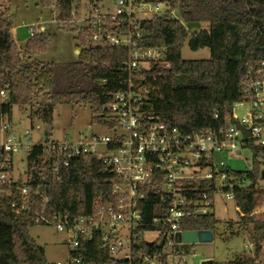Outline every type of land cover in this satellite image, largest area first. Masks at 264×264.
Here are the masks:
<instances>
[{"label":"trees","instance_id":"obj_1","mask_svg":"<svg viewBox=\"0 0 264 264\" xmlns=\"http://www.w3.org/2000/svg\"><path fill=\"white\" fill-rule=\"evenodd\" d=\"M79 2L40 0L44 9L55 11L63 28L71 22L73 10L81 15ZM165 3L169 8L166 19L142 23L140 27L141 48L165 50L169 63L167 69L154 65L141 73L149 91L151 116L184 135L222 129L243 100V83L249 70L264 62V0H165ZM90 4L94 2L91 0ZM9 13L0 11V134L14 107L22 113L37 107L33 115L50 125L58 105L88 107L92 124L107 125V106L117 95L128 91L127 51L92 46L90 30H86L84 34H76L80 52L77 63H32L14 42ZM173 13H178L181 21L175 20ZM187 24H200L201 29L190 35ZM204 25L206 30L202 28ZM189 38L192 51L209 50L208 60H183L182 51ZM47 47V37L39 33L31 37L29 54L44 53ZM42 98L47 104L40 103ZM49 142L32 145L27 151L25 182L15 180L0 188V228L11 229V264H48L45 250L29 234L36 226H47L44 220L93 217L99 206L113 201L115 179L99 159L81 157L69 161L65 167L63 157L53 154ZM246 149L255 155L254 169L228 175L251 182L249 188H241L233 181L231 193L239 227L248 235L255 251L228 264H264V212H261L264 189L257 186L261 178L258 163L261 150L252 145ZM45 150H49L47 156H43ZM192 189L197 200L208 195L212 202L210 209L214 211L216 181L197 183ZM144 192L146 199L139 208L143 223L137 230L133 254L139 262L141 257L156 258L168 253L162 259V264H167L169 251L164 246L165 239L160 237L148 243L145 235L161 230L153 221L165 218L171 203L165 199L160 181L147 185ZM195 204L188 203L187 211H193ZM220 225L215 215L209 213L186 217L181 228L184 232L216 236ZM79 261V264H123L111 258L109 246L102 243L101 234L97 233L83 244ZM69 264L77 263L70 260Z\"/></svg>","mask_w":264,"mask_h":264},{"label":"built area","instance_id":"obj_2","mask_svg":"<svg viewBox=\"0 0 264 264\" xmlns=\"http://www.w3.org/2000/svg\"><path fill=\"white\" fill-rule=\"evenodd\" d=\"M106 1L113 3L114 12H104L101 4L90 6L91 10L89 7L79 16L73 10L70 13L72 20L65 27L75 28L78 35L90 30L92 46L127 51L128 91L117 95L106 108L105 122L118 133L112 138L92 137L75 144L50 141L48 146L53 154L63 157L65 167L69 161L81 157L99 159L115 179L113 201L99 206L93 217L75 220L68 216L56 217L52 221L44 220V223L66 238L74 263L79 264L83 244L91 241L97 233L101 234L102 243L109 246L110 256L115 261L162 264L163 255L168 253L156 258L141 257L139 262L133 254L137 230L143 223L139 208L146 199L144 188L153 181H160L164 197L171 203L165 218L153 221V225L161 230L149 234L157 235V239L149 242L146 239L148 234L145 235L148 243L164 238V246L169 252L178 245L177 237L184 233L181 227L186 217L211 212L212 202L208 195L196 199L192 189L195 184L216 181L217 194L234 201L231 193L233 181L241 188H245L246 181L229 177V169L217 162L216 156L224 153L240 156L246 147L252 145L261 150L259 159H264V62L249 70L243 83V100L235 106L224 128L184 135L151 116L149 91L141 75L143 70L154 65L169 68L165 50L140 46L141 24L164 20L163 17L169 15L165 0ZM1 97L5 98L4 94ZM238 109H244L243 116H239ZM28 142L29 137H15L11 126L3 123L0 188L15 181L11 174L14 157L31 148ZM48 153L49 150H45L43 156ZM188 203H196L191 212L187 211ZM249 248L255 251L252 245Z\"/></svg>","mask_w":264,"mask_h":264},{"label":"rangeland","instance_id":"obj_3","mask_svg":"<svg viewBox=\"0 0 264 264\" xmlns=\"http://www.w3.org/2000/svg\"><path fill=\"white\" fill-rule=\"evenodd\" d=\"M80 0V12L85 14L93 5H100L104 12H114L113 3L106 0ZM10 11V19L14 26L13 38L16 46L32 63L44 65L74 64L79 61L77 54L79 45L76 39L75 28H63L58 23L57 14L52 9H44L40 0H0V11ZM91 10V7L89 8ZM172 17L181 21L178 13ZM204 30L207 26L202 27ZM197 30L190 31V35ZM31 32L34 35L43 33L48 39V47L44 53L29 54L28 44L31 40ZM191 38L183 48L182 58L185 61H205L210 58L208 49L194 52L191 50ZM45 105L44 98L40 101ZM31 112L22 113L14 107L12 117L6 118L5 125L11 126L12 133L17 138L29 137L28 144L38 145L46 141L56 143H78L90 140L92 137L99 139L112 138L117 131L110 129L105 124H92L90 108L81 106L58 105L53 111L52 124H46L36 118ZM246 110V109H245ZM239 116H243L244 109H238ZM30 116L33 118H30ZM27 152L20 151L14 157V171L12 177L19 181H26ZM219 163L233 173L251 172L255 164V155L250 149L243 150L240 156L224 153L216 156ZM261 170V178L257 186L264 189V159H258ZM251 182L246 181L245 188H249ZM214 214L221 222L216 236L209 233L198 234V243L194 245L178 244L175 250L169 252L167 264H228L247 255H253L248 235L239 227L238 211L235 202L226 200L224 195L217 194L214 198ZM11 229L0 228V264H11ZM31 238L45 250L48 264H69L71 260L70 249L66 245V238L57 233L51 226H36L30 229ZM147 241L153 242L157 235L148 234Z\"/></svg>","mask_w":264,"mask_h":264},{"label":"water","instance_id":"obj_4","mask_svg":"<svg viewBox=\"0 0 264 264\" xmlns=\"http://www.w3.org/2000/svg\"><path fill=\"white\" fill-rule=\"evenodd\" d=\"M75 6H77V1H75ZM166 19V16L163 17ZM186 29L190 32L192 30H200V24H187ZM80 55V52H78ZM246 137H248L247 133H244ZM262 177L264 179V173H262ZM40 193L43 194V189L40 190ZM177 244H186V245H194L198 243V233L197 232H184L181 236L177 237Z\"/></svg>","mask_w":264,"mask_h":264},{"label":"crops","instance_id":"obj_5","mask_svg":"<svg viewBox=\"0 0 264 264\" xmlns=\"http://www.w3.org/2000/svg\"><path fill=\"white\" fill-rule=\"evenodd\" d=\"M79 51H77V54H78ZM11 231V230H10Z\"/></svg>","mask_w":264,"mask_h":264}]
</instances>
